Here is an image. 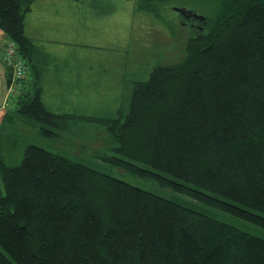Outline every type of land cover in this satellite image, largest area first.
I'll return each mask as SVG.
<instances>
[{
  "label": "trees",
  "instance_id": "16d2710c",
  "mask_svg": "<svg viewBox=\"0 0 264 264\" xmlns=\"http://www.w3.org/2000/svg\"><path fill=\"white\" fill-rule=\"evenodd\" d=\"M34 1L0 0V26L31 65L17 111L53 137L76 116L44 102L25 25ZM190 14L203 22L183 59L135 81L126 110L90 118L113 141L94 165L35 144L7 163L6 117L0 264H264V237L224 219L264 228V0Z\"/></svg>",
  "mask_w": 264,
  "mask_h": 264
},
{
  "label": "rangeland",
  "instance_id": "374dc122",
  "mask_svg": "<svg viewBox=\"0 0 264 264\" xmlns=\"http://www.w3.org/2000/svg\"><path fill=\"white\" fill-rule=\"evenodd\" d=\"M152 4L154 9H141L140 0L33 2L25 25L35 45L44 102L50 110L72 113L76 118L56 130L53 137L44 135L40 123L18 113L19 94L10 100L9 121L1 128L7 163H20L25 146L35 144L94 165L98 155L111 153L113 141L106 129L90 118L126 110L135 81L147 78L155 66L177 63L186 55L187 41L203 21L199 16L186 17L178 8L196 10L208 18L223 12V0ZM31 75L32 70L24 80L26 92L30 91ZM112 172L154 188L144 179L117 169ZM224 219L264 237L260 226L234 216Z\"/></svg>",
  "mask_w": 264,
  "mask_h": 264
},
{
  "label": "built area",
  "instance_id": "2783aa9c",
  "mask_svg": "<svg viewBox=\"0 0 264 264\" xmlns=\"http://www.w3.org/2000/svg\"><path fill=\"white\" fill-rule=\"evenodd\" d=\"M0 58L12 69V76L9 83L8 102L21 94L24 87V80L31 73V65L21 54L18 44L9 40L3 46H0Z\"/></svg>",
  "mask_w": 264,
  "mask_h": 264
},
{
  "label": "crops",
  "instance_id": "0c3cea01",
  "mask_svg": "<svg viewBox=\"0 0 264 264\" xmlns=\"http://www.w3.org/2000/svg\"><path fill=\"white\" fill-rule=\"evenodd\" d=\"M27 32H28V35L32 38V36L30 35L28 31V28H27ZM9 40L10 38L5 33L3 28L0 26V46L7 44ZM11 75H12L11 67L5 62H3V60L0 58V127L4 124V121L6 117L8 116V107H7L9 104L8 90H9V83H10ZM42 82L43 81L41 79V85L43 88Z\"/></svg>",
  "mask_w": 264,
  "mask_h": 264
},
{
  "label": "water",
  "instance_id": "95a60500",
  "mask_svg": "<svg viewBox=\"0 0 264 264\" xmlns=\"http://www.w3.org/2000/svg\"><path fill=\"white\" fill-rule=\"evenodd\" d=\"M178 11H180L181 13H185V12H188L189 14L191 13V11H189V10H187L185 8H178ZM196 15H198V14H196Z\"/></svg>",
  "mask_w": 264,
  "mask_h": 264
},
{
  "label": "flooded vegetation",
  "instance_id": "af4514ba",
  "mask_svg": "<svg viewBox=\"0 0 264 264\" xmlns=\"http://www.w3.org/2000/svg\"><path fill=\"white\" fill-rule=\"evenodd\" d=\"M183 14H185L186 16H191L192 15V14H188L187 12H185Z\"/></svg>",
  "mask_w": 264,
  "mask_h": 264
}]
</instances>
